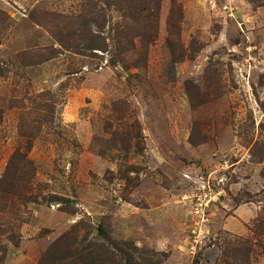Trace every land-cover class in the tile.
I'll return each instance as SVG.
<instances>
[{
    "label": "rangeland",
    "instance_id": "rangeland-1",
    "mask_svg": "<svg viewBox=\"0 0 264 264\" xmlns=\"http://www.w3.org/2000/svg\"><path fill=\"white\" fill-rule=\"evenodd\" d=\"M18 152L0 264L101 224L135 264H264V0H0V180Z\"/></svg>",
    "mask_w": 264,
    "mask_h": 264
},
{
    "label": "trees",
    "instance_id": "trees-1",
    "mask_svg": "<svg viewBox=\"0 0 264 264\" xmlns=\"http://www.w3.org/2000/svg\"><path fill=\"white\" fill-rule=\"evenodd\" d=\"M96 45V41L94 40L91 45V49L94 50H101L98 49V47H94ZM23 158V159H22ZM25 159L24 155L20 152L16 153L12 159L10 160L8 164V169L6 173L4 174L3 178L0 180V189H4L8 186H11L10 180L12 175L14 176L13 172L16 171V169L21 165V162ZM69 213H74V211L71 208L66 209ZM83 223H79L77 226H74L75 229H78L79 225ZM98 234L101 238L104 239L105 243H99L92 241H88L87 243L80 244L81 249L70 252V255L68 257H65L61 260H70L69 264H135V261L133 260L134 257L132 256L135 251H138V248L128 242H123V247H120L118 243H115L106 230L104 229L103 225L101 224L98 228ZM67 235V234H66ZM64 235L60 242H57L53 245L54 249L59 247L63 241L69 240L67 239L69 235ZM88 240V237L85 239ZM71 243H68L70 245ZM66 244L64 243V246ZM71 250V249H70ZM52 249L48 251V254L41 258L40 264H51L54 261V257L51 256ZM62 258V257H61ZM57 260V259H56ZM61 261V262H64ZM60 264V263H59Z\"/></svg>",
    "mask_w": 264,
    "mask_h": 264
}]
</instances>
